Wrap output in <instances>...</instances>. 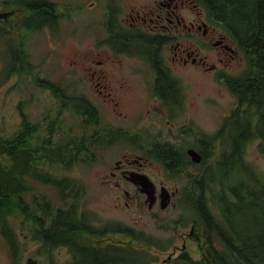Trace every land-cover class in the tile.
<instances>
[{"label":"rangeland","instance_id":"1","mask_svg":"<svg viewBox=\"0 0 264 264\" xmlns=\"http://www.w3.org/2000/svg\"><path fill=\"white\" fill-rule=\"evenodd\" d=\"M207 13L210 16V13ZM187 14L190 17L188 12ZM78 16L75 15V17ZM77 27L82 29L83 26L77 25ZM73 35L68 42H60L56 46L32 45L28 47L32 68L24 65L28 70H21V73L9 76L5 68L13 67V64L6 66L10 61L9 53L12 48L0 46V137L17 135L23 124L27 123L33 127L34 136L31 139L36 141L40 147L47 146L44 151L38 148L37 152H31L33 157H30L31 160L28 161L27 189L22 195V199L25 197L27 201H31L27 209L32 210L36 205L37 208L26 217L12 215L8 220L0 223V264H14V260L23 254V251L20 253V248H18L13 255L3 230L11 234L13 242L19 241L20 245L21 242L25 243L26 255L33 256L41 264H71L74 256L69 246H58L53 250H47L36 237L40 223L35 221L34 216L38 217L40 210L41 216L43 215L44 201L49 204L53 214L58 209L67 210L74 207L79 211H84L88 217L93 215L97 227L113 221L121 223L123 229L130 227L145 231L156 244V246L152 244L154 248L149 247V253H141L132 247L115 244L108 246L130 251L129 253L124 250L119 251L125 258H128L124 264H141V262L142 264H164L163 261L169 256L167 254L169 247L165 250H159V247L180 243L177 241L178 234L174 230V224L183 213L181 215L176 207H170L166 211H161L159 208H157L159 211L148 210L146 206H139L133 201L131 206L122 204L119 208L115 207L111 197L112 191L107 187L99 186L95 180L97 169L105 167L110 160L120 157L126 150L145 149L158 152L162 149L161 140H167L172 134L177 133L178 125L183 128L186 124L187 133H183L186 136L182 139V144H193L195 135H198L206 151L209 150V154L199 169L200 177L203 179L201 195H206L211 202L213 198L217 199L218 192L224 187L229 190L238 181H242L243 185L251 172L264 180V153L257 148L261 139L254 136L249 137L244 129L238 134L233 129L238 126L247 127L249 124L254 126L260 115L259 110L245 102L236 110L229 111L232 117L230 125H220L219 117L223 109L238 106L234 103L228 86L219 78L214 77V71H195L186 67L177 72V77L183 86L185 114L182 121L179 117L176 118L174 128L170 127L165 118L156 114L161 111L157 107L159 102L152 100L150 86L139 72L130 75L129 82L138 87L141 92L138 89L129 92L130 104L123 106L122 114L118 116L104 106L97 97L91 98L92 91H94L91 84H88L84 76H77L81 71L77 64L85 60L93 47L85 41L86 36ZM233 40L237 41L234 37ZM172 53V50H168L166 56ZM209 54L210 61L214 63L213 52ZM221 70L226 78L240 77L244 68L233 74L229 70L223 68ZM49 85L55 86L57 91H62L68 96V102L73 105L70 107L72 109L60 107L63 98L54 96ZM83 94L97 104L94 105L102 120V125H98L97 129L85 130L82 112L84 110ZM151 110H155V115L150 114ZM174 111H168L171 119ZM233 117L238 118L234 120ZM112 124L121 127L126 134L145 135L150 137V141L154 138L158 139L152 143L102 141L100 144L103 147L99 149L101 156L97 159L93 158L85 152L84 137L88 140L89 150L90 144H93L92 140H95L94 136H100L102 133L107 135L105 130L108 131ZM91 135L92 137L89 138ZM234 139L238 140L237 146H234ZM65 142H68L67 147ZM168 143L172 147L177 144L174 141H168ZM28 147L31 150L34 149L32 145ZM236 149H238V157L233 153ZM42 153L50 156L45 163L41 162V158L36 160ZM147 167L154 180L165 181L169 186L176 185L182 188L186 182L182 172L174 175V172L158 159H151ZM37 173L49 177L54 182L39 179ZM206 196L204 203L202 201V210L205 212V215H202V221L203 225L207 224L214 229V219L206 207ZM214 204L218 211L216 202ZM186 214L188 216L191 214L190 208L187 209ZM164 223L168 224L167 228L163 227ZM204 232H207L205 226ZM23 234L28 236L27 239L23 238ZM122 237L129 239L121 234L112 235L113 241ZM83 242L86 243L85 238ZM218 243L217 248L215 247L216 252L229 250L220 242ZM190 256L196 260L200 258L199 251L195 249L194 244H191ZM208 259L213 261L211 257ZM211 261L204 260L207 263ZM23 263L26 264L25 259Z\"/></svg>","mask_w":264,"mask_h":264},{"label":"flooded vegetation","instance_id":"2","mask_svg":"<svg viewBox=\"0 0 264 264\" xmlns=\"http://www.w3.org/2000/svg\"><path fill=\"white\" fill-rule=\"evenodd\" d=\"M199 2L198 0H0V46L16 47L17 57L25 58L28 54L27 48L32 45L56 46L60 42L71 40L73 34L86 36L85 41L93 47V50L84 61L77 64L81 70L77 76H84L88 84H91L94 90L91 98L97 97L104 106L120 116L122 107L130 104L129 92H133L134 89L140 91L129 82L130 75L139 72L150 86L152 100L159 102L157 107L162 112L158 111L156 114L165 118L171 128L175 127L176 118L179 117L182 121L185 114L183 86L177 77V72L186 67L195 71H214V77L228 86L234 103L238 105L231 109H223L220 114V125L228 126L232 123L230 112L245 103L241 98V92L245 89L242 90L241 86L244 79H251L248 76L251 63L244 48L238 41L233 40L234 36L226 25L216 18L212 20L205 7ZM75 15L79 16L75 17ZM77 25H82V29ZM168 50L173 51L172 55L166 56ZM210 52L214 54V63L209 59ZM11 55H9L10 59ZM221 68L229 70L232 74L243 68L244 71L240 77L226 78ZM255 75L254 73V78ZM92 101L83 94L82 103L92 107L95 111H90L98 117L99 112L95 106L97 104ZM170 110H175L172 119L168 113ZM90 111L87 113L88 117ZM150 114L155 115V110H151ZM177 128H179L177 133L172 134L167 140H161L162 149L158 152L145 149L126 150L120 157L110 160L105 167L98 168L95 180L99 186L107 187L112 191L111 197L117 208L122 204L131 206L132 201L139 206H146L148 210L159 208L161 211H166L170 207H176L181 215L183 213L174 224V230L178 234L177 241L180 243L171 246L160 245L159 250L169 247L167 251L169 256L163 263H185L189 260L193 264H202L204 260H208V257L213 260L216 250L214 241L210 240L208 226L203 225L202 221L205 212L202 210L203 179L200 177L199 167L209 154V150L206 151L198 135H195L193 144H182V139L186 136L183 133H187L186 124L183 128L179 125ZM91 137L92 135L89 136ZM104 138L110 140V143H152L158 139L154 138L150 141V137L145 135L112 133L108 136H94L95 140H92L93 144H90L88 150V140L84 137L85 152L95 159L100 157L99 149L103 146L98 144L105 141ZM168 141L177 144L172 147ZM188 149L198 152L202 157L201 161L194 162L188 154ZM162 158L174 175L181 172L184 174L186 182L182 188L176 185L169 186L162 180H154L147 166L151 159L162 161ZM28 172L24 171L25 185L28 183L26 176ZM163 187L170 192L169 203L164 208L161 207L160 196ZM25 191L20 195L23 208L29 207L28 204L31 205V201H27L25 197L22 199ZM150 191L153 201L148 199ZM206 199V207L210 212V209L214 210V198L211 202L207 196ZM34 202L37 204L35 199ZM35 207L37 208V205ZM188 208L191 209L189 216L186 214ZM60 211L62 210L58 209L55 214ZM27 214L29 213H23L21 210L17 216L26 217ZM75 214L83 219L82 224L85 226V232H76V234L84 236L89 248L102 250L108 245L115 244L132 247L141 253H149V247L156 246L143 230L130 227L123 229L121 223L113 221L97 227L94 220L92 223L88 222L89 217L84 211L77 209ZM10 216L3 215L0 223L8 220ZM41 217L40 210L37 217V222L40 224L36 237L42 245L44 242L41 238L43 234ZM204 226L207 232H204ZM163 227L167 228L168 224L164 223ZM3 233L8 241L9 232L3 230ZM115 234L127 236L129 239L122 237L113 241L112 235ZM22 236L24 239L28 237L26 234ZM106 242L109 244H105ZM191 244H194L195 249L199 251L200 258L197 260L190 256ZM44 246L47 250H53L65 245L44 244ZM25 247V243L21 242L20 253L23 251V254L14 260V264H24V259L28 264L29 257L41 264L33 256L26 255ZM71 264H76L74 259Z\"/></svg>","mask_w":264,"mask_h":264},{"label":"trees","instance_id":"3","mask_svg":"<svg viewBox=\"0 0 264 264\" xmlns=\"http://www.w3.org/2000/svg\"><path fill=\"white\" fill-rule=\"evenodd\" d=\"M198 1L210 13L212 20L216 18L226 25L234 38L244 48L251 63L248 73L251 79L243 80L241 89H245V91L241 92V98L243 102H248L251 107L257 108L260 115L254 126L249 124L247 127L238 126L233 129L236 134L241 133L244 129L249 137L260 138L261 142L257 148L264 152V0ZM10 54H12L11 59L9 57L10 61L7 62L6 66L13 64V67L5 68L8 73L7 76L21 73V70H28L24 65L32 68L29 54H26L25 58L17 57L16 47L12 49ZM254 73L256 74L255 78ZM35 78L37 82L38 77ZM49 86H51L54 96L66 95L62 91H57L55 86ZM82 106L86 130L88 124H98V117H95L93 111H90L94 110L92 107L83 103ZM88 111H90L89 117L87 116ZM237 118L233 117L234 120ZM32 128L24 123L17 135L0 137V219L3 215L17 216L21 210L23 213H32L36 209V207L32 210L23 208L20 200V194L27 189L24 182V171L29 166L30 157H33L31 152H37L38 148L42 151L47 148V146H38L36 141L31 139L34 136ZM110 129L112 132L121 130L115 127H110ZM105 133L108 134L109 132L105 130ZM122 134L127 135L123 132ZM233 143L234 146H237L238 140L234 139ZM67 144L68 142H65L66 147ZM28 145H32L34 149L31 150ZM233 153L234 155L237 154L238 157V149ZM38 158H41V162L45 163V160L50 159V156L42 153L38 155L36 160ZM161 160L165 161L164 158ZM37 177L47 179L46 181L50 183L54 182V180L39 173H37ZM235 183L236 185L231 186L229 190L224 187L218 192L217 199H214L218 211L215 204L214 210L210 209L214 219V229L208 226L209 237L210 240L214 241V248H217V244L220 242L229 250L220 252L214 250V261L208 259L211 262L203 261L202 264H264V180L251 172L244 180L243 185L242 181ZM202 198L205 201V195H202ZM42 210L43 234L41 238L44 244L69 246L76 264H124L128 259L113 247L108 246L102 249L103 251L89 248L83 242L84 236L76 234V232H85V226L82 224L83 219L78 218L75 214L77 209L74 207L53 214L49 204L44 201ZM34 219L36 222L38 221L36 215ZM93 220V215L88 218L90 223ZM8 241L13 255H15V251L20 248V245L18 242L12 241L10 233ZM188 261L174 264H193Z\"/></svg>","mask_w":264,"mask_h":264},{"label":"water","instance_id":"4","mask_svg":"<svg viewBox=\"0 0 264 264\" xmlns=\"http://www.w3.org/2000/svg\"><path fill=\"white\" fill-rule=\"evenodd\" d=\"M188 154L192 157L193 161H195V162L201 161V155L198 152L194 151L193 149H188ZM150 193H151V191L148 192V199L150 201H153V197L150 195ZM160 193H161L160 194V196H161V207L164 208L169 203L170 192L166 187H163V189H161ZM27 263L28 264H38L37 261L31 257L28 258Z\"/></svg>","mask_w":264,"mask_h":264}]
</instances>
